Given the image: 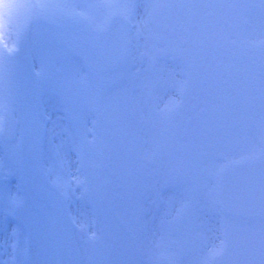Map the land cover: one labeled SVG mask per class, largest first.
<instances>
[{
	"label": "rangeland",
	"instance_id": "374dc122",
	"mask_svg": "<svg viewBox=\"0 0 264 264\" xmlns=\"http://www.w3.org/2000/svg\"><path fill=\"white\" fill-rule=\"evenodd\" d=\"M39 1L49 5L43 8L44 17L53 19L56 23L66 22L67 25L75 20L83 26L99 24L104 12L108 9L106 0ZM216 1L218 2V0H208L211 11L215 9ZM116 4L114 8L117 7L123 15L132 20L130 34L133 37L130 42V54L121 70L125 83H127L125 89H129L131 73L151 78L145 81L146 87L141 88V103L160 105V107L150 106L146 112L141 109L146 117H150L149 114L153 112L161 117L166 116L164 105H167L170 97L166 99L164 92L168 81L173 80L174 82L181 78L185 62L188 60L187 56L194 55L190 53L192 50L198 53L201 50L197 42L194 43L193 48L180 45L182 40L187 38L190 41L200 40L197 38L199 33L204 36L202 40L207 42L206 48L214 39L223 40L221 43L225 47L221 55L228 58L234 53L231 43H238L240 47L256 45L257 41H264V4H261L260 0H252V3L247 6L233 5L232 12L235 13V20L227 16L228 23L225 28H220L216 20L212 27L208 26L207 20L202 15H197L201 9H197L195 5L190 6L187 0H139L136 5L117 0ZM141 4L142 9L137 13L136 9ZM227 4L230 3L227 2ZM141 12H149L152 21L167 18L175 28L180 29L181 32L175 31L173 53H166L163 46H155L147 51L149 52L147 56H144L146 54L144 46L148 47L149 40L142 41L143 44H139V40H136L137 30L133 18ZM222 20L224 21V17H221ZM94 25L90 28H94ZM43 28L45 40L33 39L31 46L36 66L46 85L42 104L43 121L47 126L45 165L50 177L60 186L71 204V212L77 223L76 230L82 252V263L158 264L160 261L164 263L171 261L173 264H212L208 259V254L218 252L224 240L223 232L237 239L239 251L231 252L220 260L225 258V263H229L238 257L245 259L250 252L247 237L249 233L257 235L263 228L264 221L245 223L229 217L222 211L215 196L217 168L237 156L228 154V156L225 155V159L212 157L200 167L196 164L188 165L187 161L184 166L175 165L179 158L173 156V153H166L170 150L162 147V144L170 141L168 136L175 129V126L171 128V119L168 116L166 120L158 118L154 125H152L154 119L147 118V125L146 122L141 124L138 135L132 133L136 125L132 115L130 114V118L125 120L126 126H129L125 143L127 140L130 142L133 152L140 146L137 143L138 138H151V128L157 133V138L167 137L162 143L157 139L154 145L156 151H153V147L146 150L147 154L150 152L149 155L155 156L152 164H143L142 151L133 154L129 152L126 160V167H128L126 174L124 178L121 177L117 181L115 191L111 192L113 195L118 194L114 207L118 213L117 219L112 216L104 197L106 187L110 188L108 184L110 180L97 158L100 157L99 153H107L104 136H101L102 125L99 111L104 109L107 113L109 112L111 118V115H116V107H96L95 100L86 99L88 95L85 89L90 88L91 82L89 83V79L87 80L81 73L82 63L74 59L64 46L57 42V39H52L59 33L62 35L58 36L61 39L67 32H57V29L50 27L43 26ZM202 28L206 31L200 33ZM145 30L149 34H156L151 26H145ZM137 54L144 62L141 67L136 62L133 63ZM113 81L110 80V83L112 84ZM92 84L95 89V78H92ZM82 86L83 89L79 90L78 87ZM106 91L109 95L111 94V97L112 93H116L115 90L110 92L109 87ZM92 92L96 96V91ZM146 93H151V98H145ZM173 99L175 100L174 96ZM173 99L171 98L170 103L174 101ZM91 101L93 102L90 103ZM135 102L139 105L136 96ZM126 103L125 90L124 104ZM123 108L126 109L127 115L129 110H132L131 107ZM248 112H251L250 109ZM235 113H237L235 118L239 125L245 113H239L238 110ZM142 120L145 121L144 118ZM113 123L116 126L115 118ZM261 131L262 129L257 133L252 131L249 136L251 141L248 142L251 150L247 154L256 151L257 138ZM118 133L116 139L118 137L120 140L119 130ZM93 136L96 139L94 143H91L90 139ZM174 141H176L175 138ZM183 142L178 139L177 146ZM240 143L241 140L236 139L238 146L242 145ZM175 150L176 155L178 153ZM178 155L181 159L185 157L180 152V147ZM15 172L16 167L13 166L11 173L14 182L12 184L5 185L0 179L2 204H7L12 196L20 195L15 190L18 185ZM83 173H86L88 181L79 184ZM105 178L107 181H104ZM153 182L157 183L155 187ZM81 186L83 191H86L85 195L80 190ZM88 204L92 205L91 211L87 209ZM92 212L96 215L94 218L90 216ZM22 214L25 215L26 211ZM36 214L44 221L48 212L46 209H40ZM92 220L96 224L94 229L90 226ZM3 225L0 216V264H5L8 259L5 253L10 242L8 234L12 229ZM90 234L92 240L89 239ZM252 243L254 244V241ZM2 258L5 259L4 262ZM236 261L237 264L240 263L239 258ZM217 263L216 261L214 264ZM256 264L262 263L256 262Z\"/></svg>",
	"mask_w": 264,
	"mask_h": 264
},
{
	"label": "flooded vegetation",
	"instance_id": "af4514ba",
	"mask_svg": "<svg viewBox=\"0 0 264 264\" xmlns=\"http://www.w3.org/2000/svg\"><path fill=\"white\" fill-rule=\"evenodd\" d=\"M199 1L187 0V3L195 5L199 9ZM216 6L213 13L203 14V18L214 21L216 17L219 25L221 14L219 13L220 3L217 1ZM197 15H199L198 12ZM160 24L162 25L161 32L170 28L167 23ZM207 25L209 26V24ZM205 31V28L200 30V32ZM169 37L173 38V34H169ZM202 38L197 41L201 47L200 54L194 57L195 60L185 62L180 82L181 95L177 100L179 106L176 111H169V116L176 124L177 138L182 139L183 136L185 139L180 151L188 164H196L198 167L203 166L205 161L211 158V155L224 158L225 152H248L247 138L243 140L245 147L239 148L238 145L234 146L233 137L230 135L231 132L238 134L236 120H234L237 114L235 111L246 112L241 118L242 127L239 133H244L247 137L248 119L255 116L264 118V102L261 99V89L264 88V56L250 54L253 44L238 47V44L231 43L234 53L228 58L221 55V51L225 47L221 43L223 40H213L206 48L207 42ZM165 41L166 37H156L153 40L155 44ZM95 65L96 68L102 70V67H99L97 63ZM123 81V77L120 76L118 83L123 85ZM175 85L170 84L167 89L168 94H171V91L174 94L172 88ZM215 85H218L221 93L217 102H214L213 96L209 93L211 87ZM249 109L251 112H248ZM123 112V109L119 110L118 118L121 122L124 118ZM176 142L170 140V144H164V147L173 152ZM4 148H6V159L0 156V179L7 185L8 179L4 178V175H11L12 147L4 144ZM119 154L123 159V150ZM9 208L10 198L7 204H2V200H0V214L3 210L8 211ZM21 221L24 219L21 218ZM10 236L9 232L8 237Z\"/></svg>",
	"mask_w": 264,
	"mask_h": 264
},
{
	"label": "water",
	"instance_id": "95a60500",
	"mask_svg": "<svg viewBox=\"0 0 264 264\" xmlns=\"http://www.w3.org/2000/svg\"><path fill=\"white\" fill-rule=\"evenodd\" d=\"M30 22L31 19L25 24L15 51L10 53L5 49H0V89L6 98V108L3 114L5 136L7 139L13 138L17 124H19L18 149L22 181L27 192L33 193L51 210L50 230L57 264H80L65 199L49 182L42 169L43 132L38 115L39 81L27 47V31ZM119 55L115 53L107 60L113 65L122 58ZM14 114L17 115V120L14 119ZM258 162L259 160L253 164ZM233 168L228 171L232 173L231 175L221 176L223 183L220 185L219 195L222 196L224 207L236 215L258 213L254 204L264 197L261 177L249 178L244 183L247 177L246 174H242V168H251V165L236 164ZM236 175L239 176L236 177ZM28 233L29 264H54L50 252L45 247L41 226L36 223L28 229Z\"/></svg>",
	"mask_w": 264,
	"mask_h": 264
},
{
	"label": "snow or ice",
	"instance_id": "6c2138e0",
	"mask_svg": "<svg viewBox=\"0 0 264 264\" xmlns=\"http://www.w3.org/2000/svg\"><path fill=\"white\" fill-rule=\"evenodd\" d=\"M121 2L136 5L139 0H121ZM227 2L232 5L247 6L252 3V0H227ZM260 2L264 4V0H260ZM48 6L44 3H37V0H0V49L8 47L10 33L14 28L18 29L22 21L30 20L37 15L38 10ZM261 99L264 102V88L261 89ZM14 230L13 227L12 231ZM226 249V242H222L217 254H223Z\"/></svg>",
	"mask_w": 264,
	"mask_h": 264
}]
</instances>
